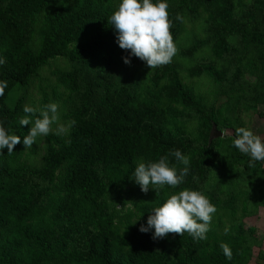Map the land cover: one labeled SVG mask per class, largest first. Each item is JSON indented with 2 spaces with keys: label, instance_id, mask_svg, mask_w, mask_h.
Returning <instances> with one entry per match:
<instances>
[{
  "label": "trees",
  "instance_id": "trees-1",
  "mask_svg": "<svg viewBox=\"0 0 264 264\" xmlns=\"http://www.w3.org/2000/svg\"><path fill=\"white\" fill-rule=\"evenodd\" d=\"M168 2L178 51L150 69L124 63L108 23L119 0H0V121L21 137L0 154V264H264V232L245 222L264 205V161L233 145L248 114L264 118V0ZM50 102L75 123L25 149L19 118L39 111L24 106ZM175 149L191 158L182 185L142 191L137 162L182 168ZM185 187L216 205L206 240L139 230Z\"/></svg>",
  "mask_w": 264,
  "mask_h": 264
},
{
  "label": "clouds",
  "instance_id": "clouds-1",
  "mask_svg": "<svg viewBox=\"0 0 264 264\" xmlns=\"http://www.w3.org/2000/svg\"><path fill=\"white\" fill-rule=\"evenodd\" d=\"M168 8V0H119L118 7L108 18V23L115 30L119 47L129 50L128 55L123 57L124 63H130L131 56L138 57L150 69L172 62L178 49L170 31L172 21L169 19ZM5 62L6 58L0 55V65ZM7 86L8 81L0 79V96L4 95ZM23 111H39L34 121L29 116L19 118L20 125L30 126L22 140L25 149H30L38 137L47 136L54 126L56 134H60L67 133L75 123L74 120L60 123V106L55 102L47 103L39 109L25 105ZM19 142L21 137L9 131L3 121H0V154H3L5 147L8 153L13 152L14 146ZM233 145L246 154L250 162L264 161V137L251 128H237ZM171 155L184 167L178 169L170 164L167 155L160 156L156 161L137 162L131 178L142 191L147 192L151 188L158 192L165 186L177 188L182 185L190 172L191 158L180 149H175ZM216 211V205L202 190L180 188L179 191L170 193L161 204L153 207L146 224H141L139 230L151 231L153 238H164L168 233L183 235L187 232L194 240H206ZM221 248L225 257L230 260L233 255L231 247L223 243Z\"/></svg>",
  "mask_w": 264,
  "mask_h": 264
},
{
  "label": "rangeland",
  "instance_id": "rangeland-1",
  "mask_svg": "<svg viewBox=\"0 0 264 264\" xmlns=\"http://www.w3.org/2000/svg\"><path fill=\"white\" fill-rule=\"evenodd\" d=\"M44 72H47V69L44 70ZM201 89L206 88L205 83L203 80L201 83H199ZM259 110H264V106L260 105ZM246 126L251 128L254 132L259 134L261 137H263V131H264V118L260 117L257 113H251L248 114L245 117ZM226 132L232 133L233 131L227 130ZM259 161H256V163ZM246 226L254 225L256 227V233L259 237L263 236L264 232V205L259 206L258 216L256 217H250L245 219ZM250 264H261L258 263L255 259H253Z\"/></svg>",
  "mask_w": 264,
  "mask_h": 264
},
{
  "label": "water",
  "instance_id": "water-1",
  "mask_svg": "<svg viewBox=\"0 0 264 264\" xmlns=\"http://www.w3.org/2000/svg\"><path fill=\"white\" fill-rule=\"evenodd\" d=\"M222 134H223V131L218 129L216 127V124L213 123L212 127L210 129L208 142H210L212 138L217 137V136H221Z\"/></svg>",
  "mask_w": 264,
  "mask_h": 264
},
{
  "label": "crops",
  "instance_id": "crops-1",
  "mask_svg": "<svg viewBox=\"0 0 264 264\" xmlns=\"http://www.w3.org/2000/svg\"><path fill=\"white\" fill-rule=\"evenodd\" d=\"M264 242V241H263Z\"/></svg>",
  "mask_w": 264,
  "mask_h": 264
}]
</instances>
